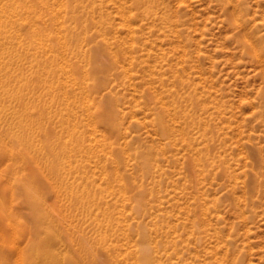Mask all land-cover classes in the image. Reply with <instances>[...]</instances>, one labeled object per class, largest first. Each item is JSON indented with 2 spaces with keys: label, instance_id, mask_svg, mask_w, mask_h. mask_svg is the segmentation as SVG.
<instances>
[{
  "label": "rangeland",
  "instance_id": "1",
  "mask_svg": "<svg viewBox=\"0 0 264 264\" xmlns=\"http://www.w3.org/2000/svg\"><path fill=\"white\" fill-rule=\"evenodd\" d=\"M93 1L68 0L80 4L85 23L75 30L88 51L83 63L97 122L82 106L76 110L82 135L105 134L112 146L98 156L78 153L80 172L63 177L43 171L44 162L27 177L20 165V189L4 195L8 209L0 210V264H36L50 255V243L53 263L83 256L89 264H134L130 253L126 261L117 254L129 246L126 235L148 264H264V0H158V15L148 17L123 0L133 8V36L116 0ZM100 11L112 18L107 39L97 26ZM69 15L66 23L75 26ZM130 37L131 63L120 51L110 65L109 46ZM176 96L189 118L171 123L186 125L188 134L176 130L171 141L159 115ZM110 104L121 124L115 132L104 120ZM92 141L87 150L103 147ZM147 149L153 158L142 166ZM201 156L204 167L196 164ZM39 209L53 229L50 241L37 236Z\"/></svg>",
  "mask_w": 264,
  "mask_h": 264
},
{
  "label": "bare ground",
  "instance_id": "2",
  "mask_svg": "<svg viewBox=\"0 0 264 264\" xmlns=\"http://www.w3.org/2000/svg\"><path fill=\"white\" fill-rule=\"evenodd\" d=\"M130 1L137 8L144 7L143 14L147 17L150 14L158 15L156 11L160 5L158 0ZM116 4L130 36L135 35L136 30L131 24L133 8L131 9L127 1L123 0H116ZM79 7V3L71 7L68 0H0V165L6 160L10 164V167L0 170V210L6 206L4 195L9 190L13 192L20 189V165H24L23 174L27 177L33 178L34 167L40 166L39 164L43 162L46 164L42 167L45 169L41 168L43 171H47L48 174L57 173L58 176L63 177L80 172L77 163H74L78 153L85 157H90L92 154L98 156L100 151L104 152L112 146V142L108 141L105 134L100 137L94 135L88 139L103 147L99 145L101 148L98 150L91 148L87 150L85 141L88 139L81 132L82 124L76 107L80 105L88 117H96L95 120L93 118L94 121L91 119L94 123L97 122L98 115L91 101L88 81L90 78L83 63L88 51L83 48L81 42L83 37L75 30L76 25L80 23L85 25L84 22L79 21L82 13ZM91 11L95 13L94 6ZM85 12L89 14L88 10L83 11ZM69 13L72 14L71 23L75 26L65 21ZM47 15L51 17L50 20L47 19ZM100 15L97 26L104 32L103 39H107L105 30L111 26L112 18L104 11H100ZM238 15L236 14V18L233 17L236 21ZM159 17L165 22L168 19L166 13L160 14ZM132 39L117 38L115 42L118 48L113 49L109 46L110 65H115L119 60L120 51L125 52L124 58L131 63L129 50L133 43ZM252 49L255 53L259 52L255 44H252ZM125 74H128V70ZM162 97L161 99H164ZM192 99H196L193 93ZM172 101L173 104H168L166 108V114L159 115L161 131L171 141V136L177 135L176 130L183 138L188 134L186 125L180 124L179 128H176L171 123V119L189 118L184 111L178 109L180 98L176 96ZM110 106L104 120L110 130L115 132L120 130L121 124L114 110L115 104ZM191 118L195 119L193 114ZM201 131H205V128ZM42 132L46 135L43 139ZM63 135H65L64 140ZM189 143L191 146V141ZM141 158L140 164L147 166L153 158L152 150L147 149L142 152ZM202 159L203 156L196 159V164L200 167L203 166ZM102 173L110 174L105 166ZM7 174H10L8 183L3 182L2 178ZM80 175L84 174L80 173ZM119 183L124 184L122 180ZM96 217L99 219L98 215ZM36 219L38 222L35 230L38 238L41 241H50L53 229L45 225L47 220L45 212L40 210ZM97 223L100 226V221ZM103 236L101 235L100 240H103ZM126 238L128 235L124 238L123 244L129 246L125 251L119 246L120 251L117 254L124 256L120 261H126V253H130L134 264H148L149 258H142L140 255L142 248L136 245L131 249V241ZM50 248V255L40 254L36 264H58L53 263L57 252H54L51 243ZM116 257L117 255L114 254L115 260ZM81 258V263L79 260H72L73 264H89L88 261L83 260V256Z\"/></svg>",
  "mask_w": 264,
  "mask_h": 264
}]
</instances>
